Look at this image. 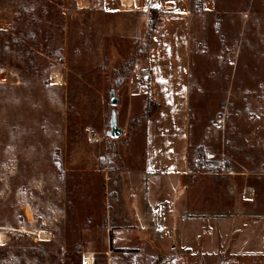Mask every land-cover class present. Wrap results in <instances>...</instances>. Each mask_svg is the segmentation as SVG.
<instances>
[{"label": "rangeland", "instance_id": "rangeland-1", "mask_svg": "<svg viewBox=\"0 0 264 264\" xmlns=\"http://www.w3.org/2000/svg\"><path fill=\"white\" fill-rule=\"evenodd\" d=\"M161 20L170 47L153 46ZM0 69V264H160L164 216L183 210L168 174L154 178L173 136L188 135L193 179L219 174L226 191L225 174L245 173L264 202V0H0ZM152 87L165 109L153 99L161 113L145 119ZM223 196L225 217L245 212ZM261 248L241 250L246 264H264Z\"/></svg>", "mask_w": 264, "mask_h": 264}, {"label": "crops", "instance_id": "crops-1", "mask_svg": "<svg viewBox=\"0 0 264 264\" xmlns=\"http://www.w3.org/2000/svg\"><path fill=\"white\" fill-rule=\"evenodd\" d=\"M207 7L211 10L209 6ZM166 23V20H161L153 32L152 42L154 47H170L174 44L173 39L170 38L169 26ZM161 53V51L157 53L158 56L152 54L154 55L153 61H155L151 72L152 82L155 72L160 73V78H165L166 72L161 70L159 65H156V63L164 61V57L160 56ZM151 98L158 102L154 96V87H152ZM159 104L162 107V112L165 108L162 103ZM161 112L159 111L157 114ZM188 147L189 141L186 134L184 138H181V136L179 138L177 136L171 137L168 147L163 143L157 148V150H164L165 153L169 154L165 167L154 178L157 179L163 173L168 174L174 186L173 192L174 189L178 191V195L175 193L173 196L171 194L168 197L170 208L173 202H178L183 206V210L178 217H171L170 213L169 216H164V231L167 229L172 233L174 245L166 255L162 254L163 257L159 256L154 260H158L160 264H246L248 258L244 256L245 253L241 250L248 249L256 252V249L264 246V215L262 217V215H254L249 212L253 211L256 204L263 207L264 202L260 203L256 195V189L246 184L245 173L240 174L243 179L239 183L235 179L232 180L231 177H236V174H232V171L230 175L225 174L230 180V188L226 191L222 189L218 191L216 188V184L223 180L219 174L211 173V179L206 184L203 178L193 179V173L188 164ZM157 150L151 149L147 154L146 162L149 170H156L158 167L156 163L152 165L148 163L150 154L153 155L154 159L157 158L155 156ZM199 173L209 175V173ZM228 194L233 195V200L238 209L239 206L246 207L245 212L241 213L242 211H240V213L228 215V217L220 212L223 208L221 203L224 198L223 195L228 196ZM163 208L165 211L170 210L169 207L167 210L165 206ZM192 223L195 224L192 225ZM223 223H227L232 234L231 242L228 244L223 241V239H229L228 235H221ZM260 223L262 226L258 225ZM194 225H196V228H194ZM258 227H262L263 233H257ZM161 233L165 232L159 231L157 235ZM259 243H261V246L258 247Z\"/></svg>", "mask_w": 264, "mask_h": 264}, {"label": "water", "instance_id": "water-1", "mask_svg": "<svg viewBox=\"0 0 264 264\" xmlns=\"http://www.w3.org/2000/svg\"><path fill=\"white\" fill-rule=\"evenodd\" d=\"M111 106L113 108L117 107L119 104V100L115 95V91H111ZM123 130L118 126V118H117V112L115 110L112 111L111 113V118H110V129L108 131V135L112 139H118L122 136Z\"/></svg>", "mask_w": 264, "mask_h": 264}, {"label": "bare ground", "instance_id": "bare-ground-1", "mask_svg": "<svg viewBox=\"0 0 264 264\" xmlns=\"http://www.w3.org/2000/svg\"><path fill=\"white\" fill-rule=\"evenodd\" d=\"M121 2H122L123 5H126V6L133 5V0H121ZM54 81L56 83H58L60 81V77L59 76H54ZM49 236L50 235L45 234V233H40L39 234V237H40L41 240H48ZM6 240H7L6 233H4V232L0 233V244H5ZM84 262H85V264H93V255L92 254H85L84 255Z\"/></svg>", "mask_w": 264, "mask_h": 264}, {"label": "trees", "instance_id": "trees-1", "mask_svg": "<svg viewBox=\"0 0 264 264\" xmlns=\"http://www.w3.org/2000/svg\"><path fill=\"white\" fill-rule=\"evenodd\" d=\"M152 103H154V100L150 99L148 101L147 109H146L145 114H144L145 119H149L152 115H154L156 112H159V110H160V106L157 104H155L156 105L155 109L152 110L150 108L152 106L151 105Z\"/></svg>", "mask_w": 264, "mask_h": 264}, {"label": "built area", "instance_id": "built-area-1", "mask_svg": "<svg viewBox=\"0 0 264 264\" xmlns=\"http://www.w3.org/2000/svg\"><path fill=\"white\" fill-rule=\"evenodd\" d=\"M4 73H5V70L4 69H0V79L1 78H4ZM164 212H165V209L162 207V206H159L157 208V210H155L153 213H152V217L154 219H159V218H163L164 216Z\"/></svg>", "mask_w": 264, "mask_h": 264}]
</instances>
